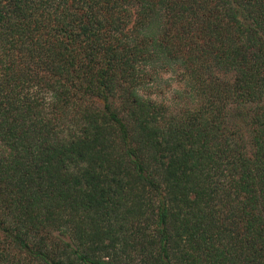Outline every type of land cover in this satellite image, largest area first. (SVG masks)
Listing matches in <instances>:
<instances>
[{
  "label": "trees",
  "instance_id": "1",
  "mask_svg": "<svg viewBox=\"0 0 264 264\" xmlns=\"http://www.w3.org/2000/svg\"><path fill=\"white\" fill-rule=\"evenodd\" d=\"M0 264H264V0H0Z\"/></svg>",
  "mask_w": 264,
  "mask_h": 264
}]
</instances>
